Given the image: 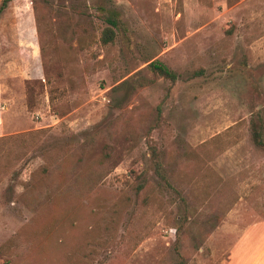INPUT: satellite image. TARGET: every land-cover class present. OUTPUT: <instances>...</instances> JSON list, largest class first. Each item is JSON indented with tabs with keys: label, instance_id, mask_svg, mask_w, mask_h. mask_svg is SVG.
<instances>
[{
	"label": "rangeland",
	"instance_id": "rangeland-1",
	"mask_svg": "<svg viewBox=\"0 0 264 264\" xmlns=\"http://www.w3.org/2000/svg\"><path fill=\"white\" fill-rule=\"evenodd\" d=\"M252 127L264 0H0V264H264Z\"/></svg>",
	"mask_w": 264,
	"mask_h": 264
},
{
	"label": "trees",
	"instance_id": "trees-1",
	"mask_svg": "<svg viewBox=\"0 0 264 264\" xmlns=\"http://www.w3.org/2000/svg\"><path fill=\"white\" fill-rule=\"evenodd\" d=\"M97 18L103 24V28L100 31L99 35V43L102 46L112 45L116 39L117 33L122 29V22L119 12L114 9H107L102 7L96 8ZM149 67L152 68L159 76L164 79L173 82L174 75L166 69L164 66L158 63H151ZM251 137L252 143L259 149L264 150V140L261 138V134L256 127H252L251 129ZM151 163L153 173L161 178L159 173L160 164L158 162V157L155 151L152 149L151 152Z\"/></svg>",
	"mask_w": 264,
	"mask_h": 264
}]
</instances>
